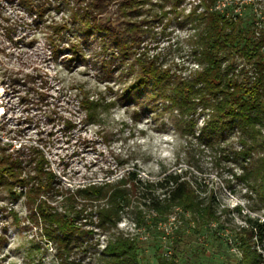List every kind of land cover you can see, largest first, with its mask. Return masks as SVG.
<instances>
[{
    "label": "rangeland",
    "instance_id": "obj_1",
    "mask_svg": "<svg viewBox=\"0 0 264 264\" xmlns=\"http://www.w3.org/2000/svg\"><path fill=\"white\" fill-rule=\"evenodd\" d=\"M157 2L152 0L144 10L159 12L153 6ZM196 4L198 0H182L176 10L167 4V15L147 24L136 54L128 56L107 33L83 31L72 23L71 31L50 42V25L68 19L69 7L51 10L45 23L37 25L20 0H0V147L10 145L14 156L21 150L23 158L34 146L40 148L62 187L71 191L89 183L114 182L128 171L145 181L182 169L188 170L187 178L198 182L204 198L216 199L219 222L201 232L178 210L155 223V213L137 200L123 210L117 228L98 227L89 209L79 226L91 234L71 254L84 264H94L97 253L119 234L136 239L143 264H158L160 257L172 255L181 264H237L242 258L237 236L247 219L260 218L264 223V211L246 184L236 178L229 186L226 182L238 171L232 160L240 147L235 132L227 131L213 147L207 146L199 139L208 118L201 107L192 116L195 135H184L176 126L177 111L167 108L169 102L153 98L150 87L144 89L147 93L125 95L136 81L139 70L133 65L141 54L158 57L163 67L184 77L197 67L192 55L194 29L186 22ZM235 4L236 11L254 13L257 23L264 24V0H236ZM115 9L113 5L110 11ZM10 72L40 74L47 81L46 104L37 107L35 92L24 83L10 87ZM36 78L38 85L41 78ZM86 94L98 104L90 120ZM63 118L77 125L71 136L64 133ZM16 190L26 189L17 186ZM30 216L25 197L13 199L0 188V264H59L55 245L44 238L43 225ZM258 248L264 258V239Z\"/></svg>",
    "mask_w": 264,
    "mask_h": 264
},
{
    "label": "trees",
    "instance_id": "obj_2",
    "mask_svg": "<svg viewBox=\"0 0 264 264\" xmlns=\"http://www.w3.org/2000/svg\"><path fill=\"white\" fill-rule=\"evenodd\" d=\"M181 1L158 0L153 6L159 12L151 14L144 9L152 0H20L37 25L45 23L51 10L69 7L68 19L50 25V42L71 31L72 23L83 31L107 33L128 56L136 54L148 31L144 29L147 24L162 21L167 15V4L176 10ZM221 1L224 0H198L186 17L194 29L192 55L197 67L191 74L184 77L163 67L158 57L141 54L133 65L139 70L136 81L126 89L125 95L128 98L147 93L144 89L150 87L153 98L169 102L167 108L177 111L176 126L184 135H195L196 122L192 116L201 107L208 118L199 139L207 146L213 147L227 131L235 132L240 147L232 160L238 171L226 181L227 185L233 178L243 181L247 191L257 197L259 209L264 211V24L257 23L254 13L236 11V0L224 3L223 7L219 5ZM113 5L116 9L111 12ZM70 48L76 52L74 44ZM36 76L41 78L38 85ZM36 76L10 72L7 78L13 89L24 83L33 90L34 103L39 107L48 99L47 81L40 74ZM97 105L86 96L89 120ZM64 121V133L71 136L77 125L69 119ZM9 146L0 147V188L13 199L25 197L31 208V220L43 225L44 238L55 245L59 264H84L71 254L91 234L79 226L88 217L89 209L92 211L89 215L95 214L98 227L104 230L117 228L123 210L134 200L155 213V223L169 218L176 210L182 218L188 216L196 232L209 230L219 222L215 197L204 198L198 191V182L187 178L188 170L164 172L157 180L145 181L138 178L137 172L128 171L114 182L89 183L71 191L62 187L51 161L40 148L34 146L23 158L21 150L14 156ZM17 186L26 190L18 192ZM246 222L237 236L242 251L237 264H264L258 248L264 239V223L260 218L251 217ZM94 264L143 263L136 239L119 234L97 253ZM158 264L181 263L172 255L160 257Z\"/></svg>",
    "mask_w": 264,
    "mask_h": 264
},
{
    "label": "bare ground",
    "instance_id": "obj_3",
    "mask_svg": "<svg viewBox=\"0 0 264 264\" xmlns=\"http://www.w3.org/2000/svg\"><path fill=\"white\" fill-rule=\"evenodd\" d=\"M2 95H3V88L0 87V96H2Z\"/></svg>",
    "mask_w": 264,
    "mask_h": 264
}]
</instances>
